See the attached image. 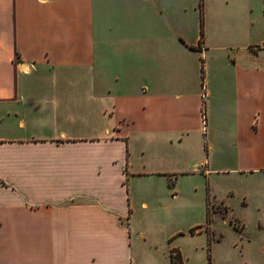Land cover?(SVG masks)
Instances as JSON below:
<instances>
[{"label":"crops","instance_id":"crops-1","mask_svg":"<svg viewBox=\"0 0 264 264\" xmlns=\"http://www.w3.org/2000/svg\"><path fill=\"white\" fill-rule=\"evenodd\" d=\"M213 1L202 38L171 0H0V264H137L139 183L177 173L237 182L192 234L211 264L218 217L264 264V0Z\"/></svg>","mask_w":264,"mask_h":264},{"label":"rangeland","instance_id":"rangeland-1","mask_svg":"<svg viewBox=\"0 0 264 264\" xmlns=\"http://www.w3.org/2000/svg\"><path fill=\"white\" fill-rule=\"evenodd\" d=\"M171 2H179L182 8L186 6L188 9V20L194 16L199 17L201 25L203 16L204 35L206 34V17V21L208 20L209 22V35L211 36V10L215 1L209 0L208 2H204L203 8H201L200 0H171ZM188 32H192V30ZM193 37L195 38L193 34L188 36L189 39H193ZM222 40L227 41L224 38ZM231 53H235V51H231ZM214 54L211 50L208 53L212 63L223 64L228 62V53L224 51L217 52L216 57ZM230 56L234 57L235 55L230 54ZM175 175L173 189L169 187L168 182L163 183V185L156 183L154 184V188H152L153 194L151 198L144 195L145 191H142L144 185L139 183L140 194L142 193V197H144L141 198L140 203L142 201L149 202L151 209L143 211L139 207L132 215L134 218V241H136L137 264H171V250L168 243L173 238L172 234L177 232H179L177 235L180 236H177L175 243L188 258L186 264H210L209 246L206 247V235L193 236L191 229L208 222V193H210L212 198L209 205L210 211L213 212L214 209H217V212L223 214L225 217L223 206L217 204V202L215 204V198L213 199V197L217 195L222 197L228 191L237 189V182L234 178H231L232 176L223 174L183 176L177 173ZM176 193L177 197L175 198L173 195ZM176 206H180L183 212L182 218L178 223L175 222L173 214L177 209ZM225 220L222 217H218L212 222L217 232L222 233L225 239L217 247V259L216 261L214 260V264H236V258H228V250L232 247L235 233L230 222ZM142 234H146V238L141 236Z\"/></svg>","mask_w":264,"mask_h":264},{"label":"trees","instance_id":"trees-1","mask_svg":"<svg viewBox=\"0 0 264 264\" xmlns=\"http://www.w3.org/2000/svg\"><path fill=\"white\" fill-rule=\"evenodd\" d=\"M200 2H201V8H203L204 7V2H205V0H200ZM203 14V13H202ZM203 16H202V19H201V37L203 38L204 37V31H203ZM176 175H172V176H169V184L171 185V186H174V184H175V182H174V177H175ZM211 196H210V193H208V197H207V203H208V212H207V217H208V219L210 220V218H211V213H212V211H210V209H209V205H210V202H211V198H210ZM198 228H193V229H191V233L192 234H195L196 233V230H197ZM170 257H171V263L172 264H182L181 262H179L178 260H179V252H175L174 250H172L171 251V255H170ZM210 258V257H209ZM210 264H211V262H210Z\"/></svg>","mask_w":264,"mask_h":264}]
</instances>
